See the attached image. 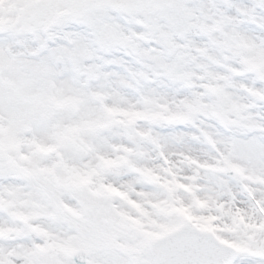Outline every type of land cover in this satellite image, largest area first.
<instances>
[{
  "label": "snow or ice",
  "instance_id": "1",
  "mask_svg": "<svg viewBox=\"0 0 264 264\" xmlns=\"http://www.w3.org/2000/svg\"><path fill=\"white\" fill-rule=\"evenodd\" d=\"M0 264H264V0H0Z\"/></svg>",
  "mask_w": 264,
  "mask_h": 264
}]
</instances>
